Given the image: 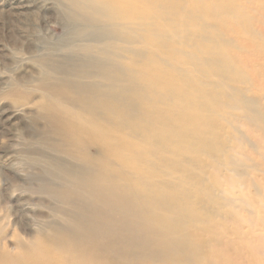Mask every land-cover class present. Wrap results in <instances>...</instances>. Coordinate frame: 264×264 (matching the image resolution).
<instances>
[{
  "label": "bare ground",
  "instance_id": "1",
  "mask_svg": "<svg viewBox=\"0 0 264 264\" xmlns=\"http://www.w3.org/2000/svg\"><path fill=\"white\" fill-rule=\"evenodd\" d=\"M10 9L7 32L39 70L6 80L4 114L46 121V155L27 161L53 183L0 175V264H264V0ZM54 9L67 35L41 56L11 18L42 28Z\"/></svg>",
  "mask_w": 264,
  "mask_h": 264
},
{
  "label": "rangeland",
  "instance_id": "2",
  "mask_svg": "<svg viewBox=\"0 0 264 264\" xmlns=\"http://www.w3.org/2000/svg\"><path fill=\"white\" fill-rule=\"evenodd\" d=\"M10 8H11V0H0V19H1L0 20V175L1 174L7 175L8 173L6 171V167H9V166L15 167V168L19 167L18 170H20V171L24 170L25 168H26L25 170L30 169L29 173L27 175L26 185H24V187L25 188H37L41 184V182L53 183L47 177L45 178L42 176L34 175L33 173H35L36 170L33 168V166H31L28 163V161H30V159L35 157L32 154L33 152H41L43 155H46L44 153L45 150L43 148H40L39 146H37V144L35 143V141H36L35 137H37V135L43 136L45 134L46 135L44 137L48 136V133H49L48 124L46 125L45 124L46 121L42 120L41 117H38L37 114H33L34 111L31 112L32 114L31 113L29 115L26 114V116L25 115H18L14 119H10V120L7 118L6 114H4L5 111L7 112V111L11 110V108H13V107H11V105L13 106L12 102H9V100H4L3 95L1 94V91H4L7 89L8 85L5 84V83H7L6 80L7 79H10V80L14 79L16 76L18 78H23V77L28 78L30 76L32 77V75L37 76L36 73L39 70L38 64L36 63L37 60L34 58L35 55H33V53H28L27 51L23 52L21 49H19L20 45L16 46V41H14L15 39L11 35H9L7 32L8 19H6L5 15H4L7 13H3V12L10 11L11 13H13L14 11L13 10L11 11ZM55 9L53 11L48 12V14L46 15V18H47L46 24L42 28L38 27V26H37L38 28H36L38 20L36 19L35 16L34 17L30 16L33 14L28 15L29 17H27L26 19L24 17L21 18V16L19 17L18 20L16 19V17L11 18V20L13 22L11 24V27L17 26L20 22H23V24L26 25L27 29L30 25V32H29L30 40L32 42L34 41L35 44L34 43L33 44L35 46L41 47V48H39V53H38L41 56H43V55L45 56L48 53H50L51 51L49 52V50L52 47L53 43H56L59 40H63L67 35V28H65L66 25L63 23V21L61 20L60 17L57 18L58 14H57ZM31 28L34 29L35 31L32 30ZM15 35H18V33H16ZM43 37H44L45 41H44V39H42ZM36 40H37V42H36ZM40 41L41 42L43 41L42 42L43 45L41 44ZM36 43L37 44L40 43V44L37 45ZM57 53L56 52L54 53V54H56V57L53 58L54 61H55V59L58 58V55L60 54V53H58V54ZM42 129H43V131H46V129H47V131L43 133ZM46 153H48V152H46ZM56 155L57 154H52L51 156L56 158ZM29 156H31V157H29ZM58 156L59 157L61 156V157L59 158ZM62 156L63 155H59V154L57 155V157L59 158L60 161H63V162L68 161V160H66L67 158L65 159L64 156H63L64 159H62L63 158ZM9 157H10V159H9ZM22 167H23V169H22ZM8 180H9V182H12L13 179L8 177ZM23 191H25V190H23ZM26 192H28V191L26 190ZM45 203H46L45 204L46 206H44V209H43L44 220L45 221L46 220L53 221L52 218L47 219V218H49V215H50L49 207L50 208H57V207H59V203H57L56 201H51V202L46 201ZM12 211L13 210H11L9 212L11 215L9 217V221H10L11 226H12V222L15 220V218H14L15 212L14 211L12 212ZM45 216L46 217L48 216V217L45 218ZM37 217H40V218L38 219ZM37 217L33 221V223L36 226L45 225V223H43L44 220H43L42 214L38 215ZM61 218H63V217L60 216V218L58 217L57 219L55 217L54 219H56L55 221L58 222V224H60L61 226H64V222H62L63 219H61ZM33 223H32V225H33ZM10 231H12V232L14 231V232L18 233L19 235L22 234L25 237L28 236L22 231L20 225H18V224L14 225V227H12V228L10 227Z\"/></svg>",
  "mask_w": 264,
  "mask_h": 264
}]
</instances>
